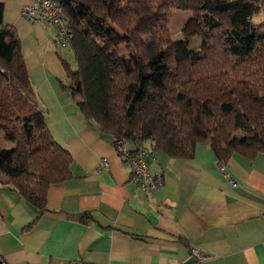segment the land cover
Instances as JSON below:
<instances>
[{
  "label": "trees",
  "instance_id": "obj_1",
  "mask_svg": "<svg viewBox=\"0 0 264 264\" xmlns=\"http://www.w3.org/2000/svg\"><path fill=\"white\" fill-rule=\"evenodd\" d=\"M59 1L76 63L72 70L62 60V89L102 135L152 143L178 160L206 143L222 166L235 153H264V30L251 23L257 0ZM172 10L190 12L195 26L177 44ZM3 17L0 2V133L12 145L0 150V183L40 214L49 187L72 177V159L49 132L20 40ZM196 36L201 45L188 49Z\"/></svg>",
  "mask_w": 264,
  "mask_h": 264
},
{
  "label": "crops",
  "instance_id": "obj_2",
  "mask_svg": "<svg viewBox=\"0 0 264 264\" xmlns=\"http://www.w3.org/2000/svg\"><path fill=\"white\" fill-rule=\"evenodd\" d=\"M0 2L49 132L72 159V177L49 187L40 214L0 183V258L6 264H264V153L253 160L230 157L224 168L233 185L206 143L195 146L190 160L169 158L147 143L154 147L149 171L164 178V186L147 196L131 184L130 165L114 139L87 122L62 89L68 84L62 60L75 70L74 56L58 46L54 27L21 16L35 0ZM192 248L208 257L195 260Z\"/></svg>",
  "mask_w": 264,
  "mask_h": 264
},
{
  "label": "built area",
  "instance_id": "obj_3",
  "mask_svg": "<svg viewBox=\"0 0 264 264\" xmlns=\"http://www.w3.org/2000/svg\"><path fill=\"white\" fill-rule=\"evenodd\" d=\"M21 16L30 23H41L46 27H54L56 30L55 41L58 46L67 48L73 38L69 29V23L65 18L59 0H35L32 5H26L21 9ZM133 143V150L127 149V142L123 138L114 139V147L123 160H125L131 168L130 182L134 187L140 188L149 196L164 186V178L162 174H152L147 166V159L153 157V146L141 144L138 141ZM102 164L107 166V161L102 160ZM220 172L226 177L231 184L235 182L225 172L224 166H220ZM191 256L197 261H203L208 256L200 253L199 250L192 248ZM0 264L6 262L0 258ZM69 264H96L92 262H84L80 260L70 261Z\"/></svg>",
  "mask_w": 264,
  "mask_h": 264
},
{
  "label": "rangeland",
  "instance_id": "obj_4",
  "mask_svg": "<svg viewBox=\"0 0 264 264\" xmlns=\"http://www.w3.org/2000/svg\"><path fill=\"white\" fill-rule=\"evenodd\" d=\"M255 1V0H251ZM257 4L260 7V12L253 16L251 23L259 30H264V5L260 4V0H257ZM169 33L171 39L177 44L184 42V35L194 29L193 16L190 12H182L177 10H172L169 18ZM188 49L197 50L201 45V37L196 36L186 42ZM122 52L125 53L123 47ZM0 137L2 134L0 133ZM1 143H4L3 150H9L12 148V145L6 144L0 139Z\"/></svg>",
  "mask_w": 264,
  "mask_h": 264
}]
</instances>
